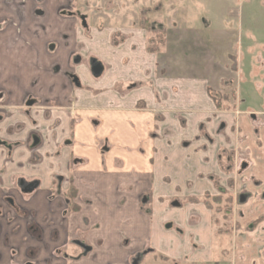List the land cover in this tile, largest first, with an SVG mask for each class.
I'll list each match as a JSON object with an SVG mask.
<instances>
[{
  "label": "crops",
  "instance_id": "1",
  "mask_svg": "<svg viewBox=\"0 0 264 264\" xmlns=\"http://www.w3.org/2000/svg\"><path fill=\"white\" fill-rule=\"evenodd\" d=\"M74 1L0 0V264H264L257 113L216 111L206 78L157 77L142 29L88 28ZM235 149L244 183L225 249L198 199L233 191L218 157Z\"/></svg>",
  "mask_w": 264,
  "mask_h": 264
},
{
  "label": "rangeland",
  "instance_id": "2",
  "mask_svg": "<svg viewBox=\"0 0 264 264\" xmlns=\"http://www.w3.org/2000/svg\"><path fill=\"white\" fill-rule=\"evenodd\" d=\"M72 8L86 16L88 28L139 27L146 48L156 54L157 77L168 75L170 68L175 76L206 78L209 98L214 106L216 98L220 101L216 111L237 115L249 110L257 113L255 122L264 123V0H75ZM126 37L113 31L110 41ZM220 154L221 170L233 176V191L222 192L218 204L210 195L198 200L215 213L226 249L238 230L228 202L231 197L237 202L238 181L244 183L240 164L246 157L237 149Z\"/></svg>",
  "mask_w": 264,
  "mask_h": 264
},
{
  "label": "flooded vegetation",
  "instance_id": "3",
  "mask_svg": "<svg viewBox=\"0 0 264 264\" xmlns=\"http://www.w3.org/2000/svg\"><path fill=\"white\" fill-rule=\"evenodd\" d=\"M71 14V13H70ZM84 18H83V16L81 17L80 16V20L81 21H85V19L83 20ZM85 25V24H84ZM89 61H88V65H89V69H90V72H91V63H92V61L93 60H95L96 62H99V61H97L96 59H93V58H90V59H88ZM100 63V62H99ZM101 64V63H100ZM102 66V65H101ZM102 68H103V66H102ZM102 71H103V69H102ZM102 73V72H101ZM91 74H92V72H91ZM101 75V74H100ZM99 75V76H100ZM92 76H93V74H92ZM99 76H93V77H95V78H98ZM71 79L73 80V83H75V84H79V80H78V77L77 76H75V75H71ZM70 114L72 115L73 113H72V111L70 110ZM243 165V163H241L240 164V166H242ZM61 180V178H58L57 179V181H60ZM56 181V182H57ZM29 186V185H28ZM68 190H71L72 191V194H71V196L69 197H66L65 195H63V198H64V203H65V205H66V211L67 212H70V211H75V210H69V206L72 204V205H74V203H73V201H72V199H73V197H74V194H75V191L72 189V188H68V189H66L65 190V192L66 191H68ZM64 192V193H65ZM63 193V194H64ZM230 198V197H229ZM232 198V197H231ZM230 198V200H232ZM240 198V196H238L237 197V199H239ZM148 203V199L146 198V197H141V205H142V207H145V205ZM75 206V205H74ZM146 208V207H145ZM146 213H149V208H146V211H145ZM30 230H33V226H31V228H30ZM140 259H141V255H139V254H136V255H134V256H130V257H128V259H127V261H126V263L125 264H138V262L140 261Z\"/></svg>",
  "mask_w": 264,
  "mask_h": 264
},
{
  "label": "trees",
  "instance_id": "4",
  "mask_svg": "<svg viewBox=\"0 0 264 264\" xmlns=\"http://www.w3.org/2000/svg\"><path fill=\"white\" fill-rule=\"evenodd\" d=\"M114 43V42H113ZM148 51H150V46L149 45H147V48H146ZM211 96V95H210ZM219 97V99H220V97H222V98H227V96L226 95H218ZM211 97H216V96H214V95H212ZM212 98V99H213ZM215 107L218 109V108H220V101L216 98V100H215ZM71 194H72V191L71 190H68V191H66L65 193H64V195L66 196V197H70L71 196ZM212 200L213 201H217L218 200V198L217 197H212ZM220 200V199H219ZM221 201L223 202V199H221ZM220 203V202H219ZM77 209V207H75L74 205H70L69 206V210H76Z\"/></svg>",
  "mask_w": 264,
  "mask_h": 264
},
{
  "label": "water",
  "instance_id": "5",
  "mask_svg": "<svg viewBox=\"0 0 264 264\" xmlns=\"http://www.w3.org/2000/svg\"><path fill=\"white\" fill-rule=\"evenodd\" d=\"M102 69L103 68L99 62H96L95 60L92 61L91 72H92L93 76H99L102 72ZM241 167L244 168L245 164H243Z\"/></svg>",
  "mask_w": 264,
  "mask_h": 264
}]
</instances>
